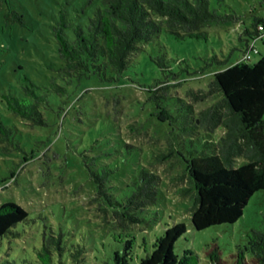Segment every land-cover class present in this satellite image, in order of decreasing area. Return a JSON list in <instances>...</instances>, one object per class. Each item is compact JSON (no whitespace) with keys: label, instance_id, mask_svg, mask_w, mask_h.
Masks as SVG:
<instances>
[{"label":"rangeland","instance_id":"obj_1","mask_svg":"<svg viewBox=\"0 0 264 264\" xmlns=\"http://www.w3.org/2000/svg\"><path fill=\"white\" fill-rule=\"evenodd\" d=\"M100 4L101 0H0V120L11 132V144L0 141V204L17 203L29 219L18 226L20 238L0 242V264L35 261L48 227L64 234V262L79 245L86 250L84 264H114V254L123 255L129 237L113 227L111 217H105L94 200L97 186L90 171L103 166L112 172L116 188L110 192L115 196L129 193L125 186L141 167L159 177L158 200L141 214L144 225L131 235L135 240L128 264H138L164 228L175 222L187 226L173 247L180 259L193 262L196 257L197 264H210L206 249L217 244L220 258L228 264L240 253L249 259L248 249L264 262L263 240L242 251L251 231L262 227L264 190L251 196L235 223L195 230L190 220L194 189L179 162L185 165L183 154L171 156L166 140L170 132L178 133L179 120L162 113L166 109L176 118L182 102L195 112L214 103L205 95L210 75L240 59L245 46L240 33L253 17L264 19V0H210L211 10L232 18L207 25L206 40H178L162 29L139 45L124 75L115 80H108L109 72L72 81L58 77L61 61L53 25L60 13L84 24ZM11 10L22 16L23 24L5 17ZM256 46L260 55L250 64L264 55V39ZM160 58L167 62L166 73L159 67ZM172 75L177 79L170 80ZM53 77L66 88L64 95L51 90ZM27 89L50 102V108L40 107L46 125H30L8 110L6 100L11 97L35 101L26 95ZM60 106L64 113L58 111ZM54 258L57 261V255Z\"/></svg>","mask_w":264,"mask_h":264},{"label":"trees","instance_id":"obj_2","mask_svg":"<svg viewBox=\"0 0 264 264\" xmlns=\"http://www.w3.org/2000/svg\"><path fill=\"white\" fill-rule=\"evenodd\" d=\"M5 17L23 24L22 16L12 10ZM231 18L211 10L210 0H101L84 24L74 23L60 13L52 30L61 61L58 77L72 81L109 72L108 80H115L124 75L139 45L152 40L162 29L178 40H206L204 28L207 25ZM263 39L264 19L253 17L250 27L240 33V40L245 42L240 59L225 63L210 75L205 95L214 99L211 106L195 112L191 104L182 102L176 108V118L166 109L162 111L167 118L179 120L178 133L170 132L166 140L172 147L171 156L179 158L183 154L185 165L180 159L179 162L182 170L189 173L194 189L190 220L195 230L235 223L251 196L264 190V55L257 62L248 63L254 55H260L256 44ZM252 44L257 53L244 60ZM158 64L163 73L168 72L164 58H160ZM58 77L52 78L50 86L61 96L66 93V88L58 83ZM176 79L177 76L172 75L170 80ZM26 91V95H33L35 101L25 103L11 97L6 100L8 110L30 125H46L40 107L50 108V102L45 95L36 96L32 90ZM58 111L64 113L66 110L60 106ZM10 134V129L0 120V141L11 144ZM111 173L106 166L100 171H90L97 186L94 200L105 217H111L113 227L123 230L129 237L123 255L114 254V264H128L126 257L135 240L131 235L138 225H144L141 214L158 200L159 177L147 167H141L125 186L129 193L115 196L110 192L116 188L110 179ZM28 222V212L17 203L0 204V242L20 238L22 231L18 226ZM186 231L183 222L164 228L162 235L153 242L151 252L138 264H197L196 257L192 262L178 258L173 252L175 242ZM42 240L36 260L29 264H84L86 250L79 245L74 246L63 261L65 237L62 231L48 227ZM262 240L264 214L262 227L251 231L242 251H246L250 243ZM248 251L251 252L249 259L240 253L231 256L234 258L232 263L264 264L260 257L250 249ZM205 253L210 264H228L220 258L221 250L217 244H212ZM54 255H57V261ZM3 264L16 263L5 261Z\"/></svg>","mask_w":264,"mask_h":264},{"label":"built area","instance_id":"obj_3","mask_svg":"<svg viewBox=\"0 0 264 264\" xmlns=\"http://www.w3.org/2000/svg\"><path fill=\"white\" fill-rule=\"evenodd\" d=\"M257 53V49L255 48L254 44L251 45V49L248 51V53L243 57L244 60L250 59L253 54Z\"/></svg>","mask_w":264,"mask_h":264}]
</instances>
